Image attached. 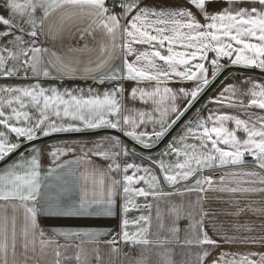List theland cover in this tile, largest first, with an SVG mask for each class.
I'll list each match as a JSON object with an SVG mask.
<instances>
[{"label":"snow or ice","instance_id":"6c2138e0","mask_svg":"<svg viewBox=\"0 0 264 264\" xmlns=\"http://www.w3.org/2000/svg\"><path fill=\"white\" fill-rule=\"evenodd\" d=\"M53 16L59 17L57 33L65 21L84 18L92 21L89 29L94 26L103 30L108 40L100 46L103 58L95 67L83 69L98 83L114 82L102 95L91 88L86 95L83 89L77 95L76 90L46 88L39 83L41 77H52L53 73L63 78L79 71L40 43L45 24ZM89 29L85 31L92 34ZM53 30V25H49L48 32ZM121 53L122 65L115 66L112 62L120 59ZM222 60H228L233 66L264 71V0H178L168 6L157 0H111V6L109 0H0V76L8 78L23 73L27 79L30 73L37 81L25 86H0V160L18 151L23 140L32 142L39 135L79 132L82 128L115 129L134 144L129 149L119 136L102 137L91 147L81 145L79 154L72 145H54L49 153L54 167L50 166L46 173L41 170V150L33 147L31 156L21 153L18 160L0 171V264H28L30 259L33 264H41L35 259L37 245L39 257L43 258L51 248L56 257L54 264H61L63 246L57 244L56 237H99L104 232L53 228L49 235L41 227L40 217L111 216L114 197L121 190L125 200L122 210L127 213V205L133 204L134 197L161 200L186 192H203L205 184L211 189L214 178L202 175L205 170L243 167L246 156L252 158L254 168L259 171L231 175L249 178L243 181L249 185H264V115H248L242 119L222 111L239 108L247 114L250 108L264 110V83L252 80L244 81L251 84L247 90L238 89L234 84L224 86L218 96L209 100L218 105L217 109L210 110L206 117L198 115L188 121L159 160L148 158L159 169L163 182L176 189L175 192L160 189L161 179L153 167L127 162L129 157L137 156V146L150 151L170 134L201 94L227 70ZM97 72L101 73L98 78ZM124 80L136 82L130 96L134 100L138 98L145 109L128 108L123 103L126 89L121 81ZM170 82L181 86L170 87ZM183 82H191L193 86L185 87ZM142 83L147 86L140 87ZM244 97H250L247 104ZM180 100L184 103H179ZM148 125L152 126L151 132L146 130ZM13 135L16 142L11 139ZM68 154L73 159H61ZM167 156L176 159L169 162L164 159ZM93 157L105 161L106 166H98ZM121 158L126 161L123 166L119 162ZM64 170L71 181L57 176L59 183H44L54 173ZM129 170H133L132 175L127 174ZM121 173L122 179L117 178ZM224 180V176L219 177L221 185ZM189 181L193 182L191 186L183 190L177 187ZM140 182L145 187L134 186ZM217 190L255 193L264 192V187L221 186ZM167 211L175 217L168 229L172 238L179 232L176 221L186 216L193 238L185 243L217 246V241L204 229L206 213L202 208L171 204ZM197 214L200 220L195 219ZM156 219L158 228L164 229L159 206ZM129 223L126 218L121 221L120 235L126 243L147 249L153 244L164 246L170 242L161 239L159 231H151L150 216H140L131 222L136 226L135 232L126 230ZM153 236L155 239L150 238ZM208 254L205 250L198 255L199 264H204ZM224 255L227 254L222 253L221 260ZM160 256L161 264H172L166 249ZM250 256L259 259L253 260ZM76 259L79 264H87L79 254ZM134 264H147V260L137 258ZM211 264L218 261L213 260ZM225 264H264V253L244 254Z\"/></svg>","mask_w":264,"mask_h":264},{"label":"crops","instance_id":"0c3cea01","mask_svg":"<svg viewBox=\"0 0 264 264\" xmlns=\"http://www.w3.org/2000/svg\"><path fill=\"white\" fill-rule=\"evenodd\" d=\"M178 0H157L164 6L172 5L177 3ZM111 4V0H109ZM117 12L120 11L119 8L115 9ZM92 21L90 18H84L82 20H72L65 21L63 29L57 33L55 27L59 24V17L53 16L45 24V34L40 37V43L43 47L49 49L50 52H56L60 55L66 62L72 63V65L79 69L78 72L65 76L63 78L56 77L53 73L52 77L39 79V83L44 87L56 86L63 89L76 90V94L79 95L80 89L84 90V94H87L89 88L94 89L97 93L103 94L105 89L111 88L114 84L113 81H105L103 84L98 83L97 80L92 78L91 74H86L83 69L87 67H95V65L103 58L100 46L102 43H108L107 37L105 36L103 30L95 28L89 29ZM53 25L54 30L52 33L48 32V26ZM89 29L92 34H88L85 30ZM120 59L113 60L115 66L122 65L123 54H120ZM134 59V57H133ZM77 61L79 63H77ZM221 63L226 64L227 67H239L246 69H255L251 67L243 66H233L228 60H222ZM261 71V70H259ZM264 72V71H262ZM97 78L101 75L100 72L95 73ZM55 77V78H53ZM209 79H211L209 72ZM245 80H252L256 82L264 83V74L255 71H236L229 70L223 74L221 79L216 83L215 86L205 95V97L197 104V106L187 115V117L180 123V125L172 132V134L166 139V141L157 149L149 151L146 153L150 154L154 160H159L161 158V153L167 147L169 142L173 140L174 137H178L181 134L182 127L186 121L194 114L197 116L206 117L210 110H215L218 108L217 104L209 103L210 98L219 95L224 86L228 84H234L238 89L247 90L251 87V84L244 83ZM37 81L31 78L29 73V78H24L23 73L19 76L13 77H2L0 76V86H25L36 83ZM123 87L126 89L123 96V103L128 108L133 109H145V105L137 98L132 99L130 96V91L133 87H136V82L124 80L121 81ZM140 87H146V83L139 85ZM170 87H180L179 83H169ZM183 86L191 88L193 85L191 82H183ZM250 97H244L245 104ZM179 103L183 104L184 101L180 100ZM198 110H200L198 112ZM5 111H8L5 109ZM31 111V109H29ZM222 111L239 115L242 119H247L248 115L260 116L264 115V110L258 108H250L247 110V114L243 109L239 108H224ZM79 123V122H76ZM233 125L229 124V127ZM99 129H88L82 128L79 132H90ZM115 130V129H113ZM147 131H152V126L148 125ZM158 130V129H157ZM118 131V130H117ZM181 131V132H180ZM69 132H58L51 134H61ZM39 135V134H38ZM243 136V133H239ZM116 136L111 133H98V134H86V135H73V136H59L44 141H40L29 145L21 152L17 153L8 162L1 165L8 166L20 158V154L24 153L25 157L31 156V149L33 147H38L40 151V161L41 170L46 173L48 168L52 165V158L49 153L52 151L51 146H67L72 145L76 148L79 154V148L81 145H86L88 147L92 146L94 141L99 140L102 137ZM44 137L43 135H39ZM13 142H16V138L13 135L11 137ZM123 143L125 142L120 138ZM27 142L23 140L21 144ZM127 145V142H125ZM161 148V149H160ZM160 149L159 152H156ZM154 153V154H153ZM62 160L73 159L71 154L61 157ZM95 163L98 166H106V162L98 157H93ZM169 162L175 161L174 156L164 157ZM1 161V160H0ZM120 164L126 162L124 158L120 159ZM127 162H134V157H129ZM142 165H151L150 160L143 162ZM54 167V166H53ZM72 167H75L73 165ZM6 168V167H5ZM5 168H1L3 171ZM155 171L158 176H160L159 169L154 166ZM259 171L258 168H254V161L251 157H245V164L243 167H225V168H215L211 170H205L202 175L212 176L214 178V185L210 189L207 184L204 185L203 192H191L184 193L183 195H173L161 200H153L152 197L143 199V210L146 211L145 216L151 217V231L156 233L159 231L160 238L169 240L170 242L164 246H158L156 244L148 246L145 249L143 246H134L126 243L121 238V221L123 220V196L122 190L118 192L114 197L115 204L113 206V215L111 216H73V217H40L41 227L45 229L46 233L51 235L52 229H93L102 230L104 235L99 237L83 236L72 237L70 239H65L64 237H56V242L58 245L63 247L60 248L61 252V264H79L76 257L77 254L80 255L81 260H87V264H134L137 258H146L147 264H161L160 253L167 250L168 258L172 261V264H199L198 255H202L205 250L208 251V256L204 258V264H211L213 260H217L218 264H225V262L239 259L241 255L248 253H264V192L255 193H231L217 190L219 187H264V185L255 184L249 185L243 181L249 179L247 177H233L231 173L233 172H243V171ZM67 170L60 173H54L49 179L44 180V183H59L57 176H60L63 180L71 181L72 178L67 174ZM224 176L225 180L223 185L220 184L219 177ZM117 178L122 179V173L117 176ZM161 190L164 192H175L176 189L169 187L163 182L162 176H160ZM239 181V183H238ZM193 182L189 181L188 184L181 183L177 187L183 190L185 187L191 186ZM199 199V204H196ZM2 203V202H0ZM151 204L152 207H146L145 205ZM171 204H183L185 208L189 204H193L196 208L203 209L206 215L203 217V225L207 234L214 240L217 241V246L210 245H197L195 243L188 244L185 243L187 239H192V232L188 230L190 224L189 219L186 216H182L178 221H176V226L179 228V232L176 234L175 238H172L171 233L168 229L172 226V222L175 219L174 216L169 215L168 208ZM159 206L164 229L158 228V221L156 219V209ZM11 213V209H8ZM239 211V214H236ZM21 222H22V210L20 212ZM196 220H200L201 216L197 214L195 216ZM229 238L231 242H227L225 238ZM155 239V237H150ZM247 239V242H241ZM109 241H114V243L109 244ZM254 241V242H253ZM113 248L117 251H113ZM19 250V249H18ZM39 245H37V255L36 260L41 261V264H54L56 259L52 249L47 250V255L43 258L39 257ZM225 253L223 260L220 259L221 254ZM29 256L32 257L33 253L29 252ZM250 259L257 260L258 256H250ZM28 264H33V260L30 259Z\"/></svg>","mask_w":264,"mask_h":264},{"label":"water","instance_id":"95a60500","mask_svg":"<svg viewBox=\"0 0 264 264\" xmlns=\"http://www.w3.org/2000/svg\"><path fill=\"white\" fill-rule=\"evenodd\" d=\"M229 70H236V71H255L261 74H264V72L259 71V70H255V69H246V68H239V67H227V70L223 72V74ZM222 74V75H223ZM222 75H220L213 83L210 84V86L201 94V96L198 98V102L195 103V106L191 108L190 111H188L175 125L174 127L171 129L170 134L167 135V137L165 139H163V141L161 143L158 144L157 147H154L152 150L153 151L157 148H159L165 141L166 139L172 134V132L180 125V123L187 117V115L197 106V104L205 97V95L209 92V90L216 84V82L222 77ZM98 133H111L114 134L116 136H119L120 138H122L125 142H127L128 144L134 146L133 142H131L128 138L124 137L122 133H120L117 130H113V129H99V130H94V131H90V132H69V133H61V134H50L48 136H44V137H40L32 142H24L23 144H21V147L19 148L18 151H16L14 154H12L10 157H6L4 160L0 161V166L5 164L6 162H8L12 157H14L17 153H19L20 151H22L23 149H25L26 147H28L31 144L40 142V141H44L47 139H51V138H55V137H59V136H73V135H86V134H98ZM138 150L142 151V152H149V150H142L140 147H136Z\"/></svg>","mask_w":264,"mask_h":264},{"label":"rangeland","instance_id":"374dc122","mask_svg":"<svg viewBox=\"0 0 264 264\" xmlns=\"http://www.w3.org/2000/svg\"><path fill=\"white\" fill-rule=\"evenodd\" d=\"M40 13L38 12L37 13V15H39ZM223 76V75H222ZM221 79V78H220ZM219 79V80H220ZM218 80V81H219ZM217 81V82H218ZM216 82V83H217ZM216 85V84H215ZM214 85V86H215ZM212 89V88H211ZM210 89V90H211ZM209 90V91H210ZM194 119H196V114H194V115H192L187 121H186V123L188 122V121H191V120H194ZM185 123V124H186ZM184 124V125H185ZM182 129H183V127H182ZM182 131V130H181ZM180 131V132H181ZM124 144H126L125 142H124ZM127 145V144H126ZM127 147L129 148V149H132L134 146H132V145H127ZM161 149V148H160ZM160 149H158L157 151H155V153L156 152H159L160 151ZM21 152V151H20ZM136 152H137V156L136 157H134V162L135 163H137V164H142L143 162H146V161H149V157H151L152 159H154L150 154H152V153H146V152H142V151H140V150H138L137 148H136ZM154 154V153H153ZM5 167H7V166H2V167H0V170H1V168H5ZM149 167H153V170L155 171V169H154V166H149ZM156 172V171H155ZM128 175H132L133 174V170H129V172L127 173ZM156 174H157V172H156ZM122 175H123V173H122ZM140 175H143V173H140ZM158 175V174H157ZM134 186L135 187H145V185L142 183V182H140V183H134ZM162 187V186H161ZM160 187V189H162ZM145 197H134L133 198V204L134 205H136V206H133V204H128L127 205V207H128V211H127V213H124L123 212V219H128L129 220V225H128V228L126 229L127 231H129V232H135L136 231V226L134 225V224H132L131 222L132 221H134V220H136L138 217H140V216H145L146 215V211L145 210H143L144 212L142 213V209H143V199H144ZM123 205L125 204V200H124V198H123ZM141 223H143V222H141Z\"/></svg>","mask_w":264,"mask_h":264},{"label":"built area","instance_id":"2783aa9c","mask_svg":"<svg viewBox=\"0 0 264 264\" xmlns=\"http://www.w3.org/2000/svg\"><path fill=\"white\" fill-rule=\"evenodd\" d=\"M109 6H111V4H109Z\"/></svg>","mask_w":264,"mask_h":264}]
</instances>
